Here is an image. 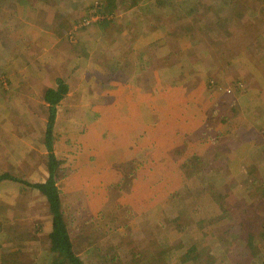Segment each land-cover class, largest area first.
<instances>
[{"label":"rangeland","instance_id":"obj_1","mask_svg":"<svg viewBox=\"0 0 264 264\" xmlns=\"http://www.w3.org/2000/svg\"><path fill=\"white\" fill-rule=\"evenodd\" d=\"M261 45L264 0H0V173L48 177L43 93L63 78L52 152L84 264H182L192 246L198 264H258ZM135 87L153 92L151 130L121 144L131 149L121 156L104 144L108 131L112 142L119 133L105 107L111 89ZM90 164H100L94 179ZM94 197L103 208L87 222L78 206L99 204ZM47 208L38 190L0 182V264H67L50 253Z\"/></svg>","mask_w":264,"mask_h":264},{"label":"trees","instance_id":"obj_2","mask_svg":"<svg viewBox=\"0 0 264 264\" xmlns=\"http://www.w3.org/2000/svg\"><path fill=\"white\" fill-rule=\"evenodd\" d=\"M208 1V0H204ZM221 8V6H219ZM222 9V8H221ZM111 11H108L107 16L111 15ZM108 21V20H103ZM100 22V21H99ZM102 23V21H101ZM103 25L106 23L103 22ZM188 43L193 39L190 34L187 35ZM185 38L183 36L182 40ZM184 42V40H183ZM164 45V44H163ZM258 46V44H256ZM181 45H177L179 49ZM261 49H264V46L261 45ZM55 87H48L44 90L43 101L48 106V115L45 126V135H44V144L49 150L47 154V171L48 177L46 180L36 183H28L24 180L11 176L9 173H0V182L4 180L20 182L24 185L38 190L47 202V214L51 218V229L48 234L49 238V250L54 256H61L67 264H84L83 260L73 249V239L70 236L68 229V220L67 216H64V210L62 208L61 194L56 184L59 180V168L62 166V160L56 158L55 154L52 152V140H53V131L55 125V119L57 116V106L59 103L67 96L68 93V84L63 78H56ZM213 117H217L214 116ZM221 120L224 117L220 118ZM61 169V168H60ZM71 220L69 218V222ZM236 225V224H235ZM264 231V230H263ZM198 251L196 246H192L189 250L186 251V256L183 258L179 257V261L182 264H198ZM258 264H264V260Z\"/></svg>","mask_w":264,"mask_h":264},{"label":"crops","instance_id":"obj_3","mask_svg":"<svg viewBox=\"0 0 264 264\" xmlns=\"http://www.w3.org/2000/svg\"><path fill=\"white\" fill-rule=\"evenodd\" d=\"M113 90L112 94H117L116 97H112V99L114 98V100L112 101V99L110 101V103H108L105 107V112L106 114H108V116H111V121L114 122L113 125L110 126V128H112L113 130H111V132H114L115 126L117 127V129L119 130V133L117 135H115L113 138V141L115 139L114 142L111 141V137L108 131V137L107 138H103L104 140V144L105 143H112V145L114 147H116L117 150H120L119 152H121L122 154H120L121 156H123L124 152L127 150H131L130 146L129 147H124L121 144L125 145V142L130 143V141L133 138H136L138 140H142L140 138H144L146 139V135L148 133V130H151V127H149L147 124L150 121L148 119V115L152 114L154 111V107L152 106V104L154 103V101H152L154 99L153 97V92H151L150 88H144V87H135V88H116V89H111ZM122 91V92H120ZM167 91V90H166ZM126 92H129L128 99H124L120 96V94H126ZM97 95V93H96ZM166 95V100H165V104H168V95L167 93H165ZM157 99V98H156ZM115 102H122V105L120 108H116V104ZM126 102V103H125ZM162 105V104H161ZM162 108H164L162 106ZM153 109V110H152ZM92 111V109L90 108L89 111ZM93 116L97 117V113H93ZM99 119H100V115ZM104 117V115H103ZM96 121V120H95ZM91 123L94 124V122L89 121ZM87 123V125L89 127H92V124ZM116 123V125H115ZM109 127V126H108ZM107 133V131H106ZM115 133V132H114ZM132 138V139H131ZM134 139V140H136ZM102 141V140H101ZM143 142V141H142ZM128 143V144H129ZM145 143V142H143ZM107 145V144H105ZM145 145V144H144ZM62 155H66V154H62ZM105 163L101 162V165H103ZM100 165V164H97ZM97 165H93L90 164L89 166H87V168L89 171L87 172L89 177L91 176L93 178V174L96 172H99V168H95V166ZM91 174H90V173ZM94 172V173H93ZM110 172V170H109ZM76 176H80V173H78L77 175H74L73 177ZM94 179V178H93ZM67 189V188H66ZM60 190V188H59ZM94 191V189H92ZM62 191L60 190V194L62 195ZM60 195V196H61ZM90 198L92 199L93 196L90 195ZM96 199H99L100 202L99 204H95V202H92V200H89L86 203H82L78 206V208L81 209V213L88 217L89 219H86L87 222H90L91 217L96 216L97 214L100 213V211H102V203H103V197H94ZM67 199V198H66ZM61 201L62 204H65V201H63L62 196H61ZM123 203H127L126 201H124ZM121 208H123V210L126 211H130L131 209H134V207L131 205V207L127 206V204H125L124 206L121 205Z\"/></svg>","mask_w":264,"mask_h":264}]
</instances>
